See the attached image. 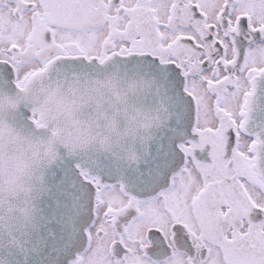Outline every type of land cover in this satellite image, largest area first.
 <instances>
[{
	"label": "snow or ice",
	"instance_id": "1",
	"mask_svg": "<svg viewBox=\"0 0 264 264\" xmlns=\"http://www.w3.org/2000/svg\"><path fill=\"white\" fill-rule=\"evenodd\" d=\"M0 264H264V0H0Z\"/></svg>",
	"mask_w": 264,
	"mask_h": 264
}]
</instances>
